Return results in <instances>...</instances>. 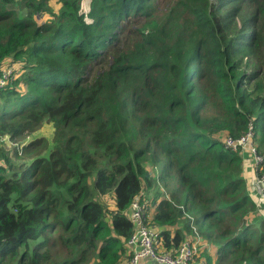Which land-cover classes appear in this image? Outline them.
Masks as SVG:
<instances>
[{
  "label": "trees",
  "instance_id": "trees-1",
  "mask_svg": "<svg viewBox=\"0 0 264 264\" xmlns=\"http://www.w3.org/2000/svg\"><path fill=\"white\" fill-rule=\"evenodd\" d=\"M6 70L0 264H129L136 196L163 252L264 264L256 171L223 142L252 124L264 157V0H0Z\"/></svg>",
  "mask_w": 264,
  "mask_h": 264
},
{
  "label": "built area",
  "instance_id": "built-area-1",
  "mask_svg": "<svg viewBox=\"0 0 264 264\" xmlns=\"http://www.w3.org/2000/svg\"><path fill=\"white\" fill-rule=\"evenodd\" d=\"M11 70H6L0 77V88L7 84ZM254 128L250 124L247 132L238 138L226 136L224 146L238 150L243 156L249 158L255 175L252 182V195L257 205H264V157L257 152L254 145ZM245 160V159H244ZM128 217L133 225V233L127 240L131 252L129 264H139L141 260L154 264H192V258L200 243L196 239L185 238L179 245L176 254L163 252L159 249V242L155 230L148 225V208L140 196H136L128 208Z\"/></svg>",
  "mask_w": 264,
  "mask_h": 264
},
{
  "label": "rangeland",
  "instance_id": "rangeland-1",
  "mask_svg": "<svg viewBox=\"0 0 264 264\" xmlns=\"http://www.w3.org/2000/svg\"><path fill=\"white\" fill-rule=\"evenodd\" d=\"M38 131L40 132L41 135L45 136L46 138H48V137L51 135V133H52V129H51L50 126H48L47 124L42 125V126L38 129ZM0 141L3 142L2 144H3V146L5 147V149H7V150L12 149L13 144H10L11 142L7 141L5 138H4V139H0ZM21 147H22V142L18 143V144L15 146L16 150L19 151V154H18V155H20ZM151 174H155L153 169H151ZM157 189H158V183H157V182H153V189H152V192L157 191ZM101 201H104V202H106V203L109 202V200L106 199L105 197H101ZM109 204H110V203H109ZM139 264H141V262H139Z\"/></svg>",
  "mask_w": 264,
  "mask_h": 264
},
{
  "label": "crops",
  "instance_id": "crops-1",
  "mask_svg": "<svg viewBox=\"0 0 264 264\" xmlns=\"http://www.w3.org/2000/svg\"><path fill=\"white\" fill-rule=\"evenodd\" d=\"M148 194H149V197H153V194H154V192H152V189L148 192ZM252 199H253V201H254V198L252 197ZM205 243H204V241H201L200 243H199V245L197 246V249H202V247H205ZM215 257H213V259H214ZM141 262V264H154V263H152V262H149V261H145V260H141L140 261ZM200 264V263H199Z\"/></svg>",
  "mask_w": 264,
  "mask_h": 264
}]
</instances>
